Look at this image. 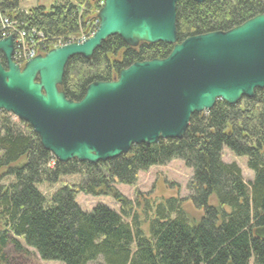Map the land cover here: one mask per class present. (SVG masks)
I'll return each instance as SVG.
<instances>
[{
    "label": "trees",
    "instance_id": "obj_1",
    "mask_svg": "<svg viewBox=\"0 0 264 264\" xmlns=\"http://www.w3.org/2000/svg\"><path fill=\"white\" fill-rule=\"evenodd\" d=\"M95 9L94 0H56L49 10L0 0V18L15 19L28 37L43 41V48L78 35ZM263 12L264 0H179V41L227 31ZM171 50L165 43L130 46L117 35L109 37L91 58L70 59L61 89L79 101L90 83L114 80L132 63L164 58ZM225 149L247 157L251 181L236 162L224 161ZM175 158L194 169L187 199L200 209L198 219L184 206L185 198L147 201L139 212L116 189L117 183L136 184L140 172ZM66 176L78 178L62 181ZM43 183L59 187L47 196L39 188ZM78 193L112 195L121 208L99 204L85 211ZM263 225L264 89L237 104L218 100L211 110L195 113L182 138L134 145L99 163L59 161L28 123L0 110V264H11L10 248L21 253L25 245L42 260L63 264H264V239L254 233Z\"/></svg>",
    "mask_w": 264,
    "mask_h": 264
},
{
    "label": "water",
    "instance_id": "obj_2",
    "mask_svg": "<svg viewBox=\"0 0 264 264\" xmlns=\"http://www.w3.org/2000/svg\"><path fill=\"white\" fill-rule=\"evenodd\" d=\"M178 2L105 0L91 37L23 65L13 59L14 37L0 39V110L28 123L59 161L99 163L134 145L182 138L195 113L218 100L237 104L264 89V12L227 31L179 41ZM116 35L130 46L165 43L172 50L132 63L114 80L90 83L79 101L68 98L61 85L70 59L91 58ZM254 233L264 239V225Z\"/></svg>",
    "mask_w": 264,
    "mask_h": 264
},
{
    "label": "rangeland",
    "instance_id": "obj_3",
    "mask_svg": "<svg viewBox=\"0 0 264 264\" xmlns=\"http://www.w3.org/2000/svg\"><path fill=\"white\" fill-rule=\"evenodd\" d=\"M55 1L56 0H20V6L21 8H31L43 5L49 10ZM223 159L228 163L236 162L243 171L245 181L249 182L253 179L254 173L248 168L247 157L236 156L230 150L225 149L223 152ZM193 174V168L188 167L182 159L175 158L168 164L154 166L147 171L140 172L136 184L129 185L117 183L116 189L121 192L126 199L131 200L133 206L135 208H139V212H143V205L146 204L147 201L151 204H155L171 196H177L181 199L185 198L184 206L198 219L201 216L200 209H197L191 204L192 202L187 199L190 195L188 185ZM77 178L78 177L76 176H66L62 178V181L74 182L77 181ZM3 180L6 179L3 178ZM58 187L59 184L43 183L39 185V188L47 196H49ZM76 200L83 210L88 212H91L99 204L106 205L116 210H120L121 208L120 203L112 195L104 194L95 196L91 194L78 193ZM140 217L144 220L143 228L147 232L149 228L148 218L144 213H142ZM25 248L27 249L26 251L30 252L29 255L26 251L19 253L13 248L9 249L10 255L12 256V261H10L11 264H63L62 262L57 261H44L34 249L29 248L26 245ZM14 261H17V263Z\"/></svg>",
    "mask_w": 264,
    "mask_h": 264
},
{
    "label": "built area",
    "instance_id": "obj_4",
    "mask_svg": "<svg viewBox=\"0 0 264 264\" xmlns=\"http://www.w3.org/2000/svg\"><path fill=\"white\" fill-rule=\"evenodd\" d=\"M96 9L95 14L91 19H89L86 24L87 27L81 30L78 35L70 37L67 41L60 40L56 46L58 47L70 42H81L91 37L97 30L100 19L98 17V13L100 9L103 7L105 0H94ZM18 23L15 19L10 20L7 16H2L0 18V39L13 36L15 39V51L13 55V59L19 63L20 65L25 64L28 60L35 57L40 53H45L52 47L48 45L46 48L39 46L43 41H37L35 36H29L27 33L19 28ZM53 47V48H54ZM47 49V50H46Z\"/></svg>",
    "mask_w": 264,
    "mask_h": 264
},
{
    "label": "crops",
    "instance_id": "obj_5",
    "mask_svg": "<svg viewBox=\"0 0 264 264\" xmlns=\"http://www.w3.org/2000/svg\"><path fill=\"white\" fill-rule=\"evenodd\" d=\"M24 9H30V8H24Z\"/></svg>",
    "mask_w": 264,
    "mask_h": 264
}]
</instances>
